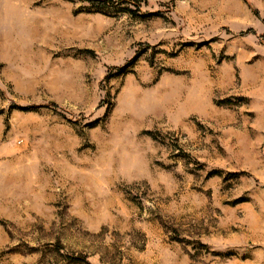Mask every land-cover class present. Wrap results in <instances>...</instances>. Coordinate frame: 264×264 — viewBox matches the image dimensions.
Wrapping results in <instances>:
<instances>
[{"label":"rangeland","instance_id":"374dc122","mask_svg":"<svg viewBox=\"0 0 264 264\" xmlns=\"http://www.w3.org/2000/svg\"><path fill=\"white\" fill-rule=\"evenodd\" d=\"M138 3L0 0V264H264V0Z\"/></svg>","mask_w":264,"mask_h":264},{"label":"trees","instance_id":"16d2710c","mask_svg":"<svg viewBox=\"0 0 264 264\" xmlns=\"http://www.w3.org/2000/svg\"><path fill=\"white\" fill-rule=\"evenodd\" d=\"M82 1L89 3L91 5V7H93L95 10H98V11H104L106 9L113 8L115 6L121 5L125 1H132V3L136 4L138 7L140 5L138 3L140 0H82ZM255 13H256V15H258L257 11ZM250 31H252V30H250ZM121 69H123V68H121ZM71 259L73 261L82 260L87 264H91L87 260V258H85V257L84 258H81V257L73 258V257H71Z\"/></svg>","mask_w":264,"mask_h":264}]
</instances>
